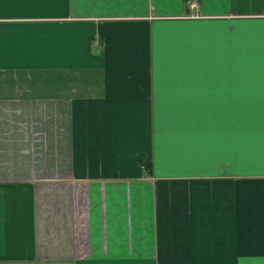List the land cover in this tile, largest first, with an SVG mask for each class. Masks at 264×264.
<instances>
[{
  "label": "crops",
  "instance_id": "0c3cea01",
  "mask_svg": "<svg viewBox=\"0 0 264 264\" xmlns=\"http://www.w3.org/2000/svg\"><path fill=\"white\" fill-rule=\"evenodd\" d=\"M0 264H264V0H0Z\"/></svg>",
  "mask_w": 264,
  "mask_h": 264
}]
</instances>
